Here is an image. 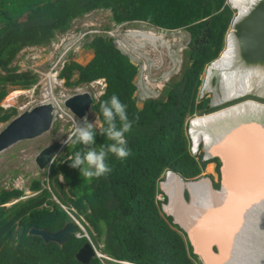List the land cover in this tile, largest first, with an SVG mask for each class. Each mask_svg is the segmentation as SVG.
I'll return each mask as SVG.
<instances>
[{"label":"trees","instance_id":"obj_1","mask_svg":"<svg viewBox=\"0 0 264 264\" xmlns=\"http://www.w3.org/2000/svg\"><path fill=\"white\" fill-rule=\"evenodd\" d=\"M226 1L0 0V100L8 86L29 88L36 81L31 71H19L17 64H12L24 48L56 41L75 21L95 9L110 12L111 23L101 28L102 33L121 24L139 27L144 23L166 31L184 29L190 37L185 49L190 52V61L183 76L174 84L167 83L159 96L145 98L141 108L134 96L138 65L109 36L94 35L82 43L93 52L85 65L71 60L64 63L60 77L67 85L95 77L105 80L104 92L91 106L94 115H99L100 101L113 94L127 104L128 117L134 121L132 131L126 134L131 155L123 161L110 155L111 172L87 183L78 170L61 163L74 150L63 146L56 151V161L30 180L32 196L20 199L23 190L0 188V264H84L76 253L88 242L85 237L70 235L59 246L28 234L31 227L49 232L61 229L70 220L61 204L83 224L96 249L116 261H199L184 230L171 216L161 214L156 195L168 170L188 179L204 168L202 153L191 152L186 116L194 111L199 72L223 48L233 18ZM74 72L78 75L71 80ZM14 113V109L6 112L0 107V122ZM103 139L97 136L96 143H108ZM61 173L66 178L63 182L58 176ZM11 198L19 200L6 206ZM87 264L104 262L93 257Z\"/></svg>","mask_w":264,"mask_h":264},{"label":"water","instance_id":"obj_2","mask_svg":"<svg viewBox=\"0 0 264 264\" xmlns=\"http://www.w3.org/2000/svg\"><path fill=\"white\" fill-rule=\"evenodd\" d=\"M229 37H232L237 55L236 66L254 70L257 68L264 72V0L252 3L246 15L233 19ZM230 100L232 99L228 101ZM64 104L80 118L89 112L92 100L88 94L83 93L67 98ZM52 116L53 106L48 103L37 105L15 116L0 130V149L19 140L32 139L45 134L52 125ZM256 120L242 116L233 121L231 126H234L235 133L242 135L239 137L242 143L240 146H231L232 160L228 159L230 158L228 153L214 155L220 162V186L219 190L214 191H219L220 195L226 193L223 201H212L200 209L198 207V215H195L189 224L179 225L186 234L192 253L203 264H243V261L241 263L239 261L241 252L238 245L244 237H241L242 232L245 233L246 229L253 227L245 226V223L253 222L254 225L264 214V176H256L261 171L264 173V124H260V119ZM253 142L254 156L246 151V146L252 145ZM59 145V142L54 141L38 152L35 162L39 168L42 169L49 163ZM241 208L246 209L243 213L248 211L245 214L247 218L244 216L240 219L237 214L235 224V214L233 215L232 212ZM215 224L218 225L213 228ZM77 230L73 223L67 222L55 232L31 227L28 234L39 236L46 243L53 241L62 246ZM209 234L211 235L209 243H203ZM245 240L246 238L242 240L244 246L240 245V250L241 247L246 246L245 242L243 243ZM76 257L80 262L87 264L95 257V252L89 243H85L76 253Z\"/></svg>","mask_w":264,"mask_h":264},{"label":"rangeland","instance_id":"obj_3","mask_svg":"<svg viewBox=\"0 0 264 264\" xmlns=\"http://www.w3.org/2000/svg\"><path fill=\"white\" fill-rule=\"evenodd\" d=\"M227 4L230 6L229 3ZM231 9L233 10V18H232L233 20L237 15V10L233 8ZM105 16H109L107 11H105L104 13L97 12L96 14H92L89 17L86 16V18H89V19H84V20L82 19L83 21L79 22L78 25L76 26L77 27L82 26V28L85 29V27L89 26L90 24L96 25V24L101 23V26L110 24L111 21H108V19ZM140 25L141 26L139 27H134L131 25L127 26L126 24H121L119 26L120 28L119 32L118 30L115 29L117 33L111 37H113L114 41L120 45L119 48H121L122 51L126 52L131 57V59L134 60V62L137 61L136 62L137 65H149L148 73H147L148 81H145V82L143 80L141 81L139 79L140 73L139 74L137 73V76L135 77V82L137 83V87H138L137 93H136V96H138L137 106L141 108V105H142L141 100H143V98L152 97L154 94H156V96L157 95L159 96L163 87H165L167 83H169L168 85L174 84L176 81H178L183 76L184 71L186 69V65H189V61H190L189 60L190 52L188 50H185L189 45L190 37L188 35V32L184 29H178V30L170 31V32L164 31V36L158 37L157 36V31H159L158 29H155L154 27L146 25L144 23H140ZM132 28H136L137 31L135 32L134 30L132 31ZM148 28L150 29L148 30ZM72 29H74V27H72L70 30ZM147 31L151 32V35L152 36L154 35V36L148 37L149 39L143 38L140 36L141 32H147ZM77 34L78 32H75V33H72L71 35H77ZM70 39L76 40L77 37L76 38L70 37ZM51 44L52 43L46 46L41 45V46H36V47L24 48L21 51V53L24 55L21 56V53L18 54L12 64H17L16 66L19 71H25V70H28L31 72L36 71L35 73L39 74V75L38 74L35 75L36 78H38L40 75L46 74L49 71L51 64L55 63L58 56L62 53L60 49L59 50L52 49ZM193 44H194V41H193ZM91 56H92V52L90 50H88L87 48H81V50L77 54L72 53L68 55V57H67V54H65L63 57L66 60L75 61L80 65H85L90 60ZM213 62L214 61H212L208 65L203 66L201 70V74H200V77L202 78V80L205 79V77H207V71L209 70L210 65ZM77 75H78L77 72H74L71 80L75 79ZM258 75L264 76L263 73L262 74L260 73ZM13 89H19V88L13 87ZM13 89L9 88L10 91ZM248 93L249 92L244 93L242 95H237V96H242V97L247 96L249 98H252L264 104V88L262 84H260L259 86H256L255 80H254L253 89L251 91V93L259 94L260 97H256L253 95H246ZM37 94L38 92L34 93L33 95L24 93L14 98V100L9 99L10 101H7V102L12 103V105L14 104L15 108H18V109L22 107L23 105H25V103L27 102H29L32 105H35L37 104L36 102ZM237 96L228 98L226 100L233 99ZM7 98L8 96L5 97L6 100ZM249 98H246V99H249ZM226 100H223L225 102L221 101L222 103L217 104L215 106L216 108L212 111L211 114H213L214 112L220 111L222 109L228 108L227 102L229 101H226ZM230 104L229 106L233 105V104L231 105ZM195 110L196 108H194V111L192 114H188L186 116L187 134L190 132L191 124L195 122V120H197L199 116L205 115V114H198L195 112ZM7 122L8 121L0 122V128L4 126L5 123ZM194 129H195V125H194ZM71 131H72V128L69 122L56 121L52 124V128L50 129L48 133L41 135L40 137L33 138L31 140L21 141L18 144H15L14 146L0 153V188H5V189L18 188L22 190H27L28 188L27 186L29 185L30 180L32 178H36L39 175L41 176L42 174V171L38 169V167L35 165L33 161L35 157L34 155L42 147H44L45 145H48L52 141L60 140V139L62 140L63 138L68 136L71 133ZM201 134L202 132L200 131L199 135ZM189 141H190L189 143L191 146V152L193 154L202 153L203 155V152H204L203 148L205 146L204 142L202 140H199V142L195 143L193 139L194 147L198 146V151H196L192 149L191 139H189ZM204 159L206 162H205L204 168L201 171V173H199V175H197L196 177L188 178L185 180V182H190V181L196 182V184L190 185V189L192 191L194 199L196 196V193L194 190L195 185H198V184L202 185L206 183L207 190L211 191L213 194L215 193V191L213 190L215 189L219 190V186H220L219 159L217 157L208 158L205 156H204ZM170 175H175L181 178L177 173H174L173 171H167V174L163 175L162 181L160 182L161 192L156 195V199L161 202L160 204L161 214L171 216L173 222L182 226L183 223L176 220L175 216L171 212L165 209V205H167L169 201V196L167 195L168 193H166L165 186L167 187L168 185H170L172 178L175 177V176H170ZM206 178L210 182V186L212 187L213 190L209 187V184L207 181L206 182L203 181V179H206ZM176 179L178 180V178ZM163 183L164 185L162 187ZM215 184H218V186H215ZM179 189H180V194H181L182 186H180ZM182 192H183L182 194L183 198L187 204L186 206H188V204H190L191 202L190 193L186 188H184ZM16 201L17 199L11 198V200L6 204V206H9L15 203ZM61 206H63V208L68 211V209L64 205L61 204ZM197 207L198 206H196L195 208ZM188 220H190V218H188L186 222ZM98 252H101V251L98 250ZM103 262L105 263V261ZM196 264H203V263L199 260Z\"/></svg>","mask_w":264,"mask_h":264},{"label":"clouds","instance_id":"obj_4","mask_svg":"<svg viewBox=\"0 0 264 264\" xmlns=\"http://www.w3.org/2000/svg\"><path fill=\"white\" fill-rule=\"evenodd\" d=\"M226 3H229L230 7L235 9V7L230 3L229 0H227ZM235 10H237V9H235ZM105 11H107V13L110 16V12L108 10H104V9H95V10H92V11L85 13L82 17H80L77 21H75L77 24H75L73 26L74 29L68 30L67 32L64 33V34H66V33L72 34V33L78 32L77 35H71V36H72V38L77 37L76 40H73L74 41L73 48L76 45H78L79 48L75 53H73L72 50H69L67 53V57H68V55H70L72 53L77 54L81 50V48H84V47H82V43L87 41V39L94 37V35H106V36H109L110 38L113 39V37H111V36H113L117 33L116 30H118V32H119L120 28H116V30L112 29V30L104 31L102 33L101 28L103 26H101V23L96 24V25L90 24L89 26H86L85 29H83L82 26H78V27L76 26V25H78L79 22L83 21L84 19H89V18H86V16L89 17L90 15L96 14L97 12H100V13L103 12L104 13ZM237 13H238V10H237ZM109 16H105L108 19V21H109ZM154 28L159 30V31H157L158 37L161 36V34H163V36H164V31H166V30H162V29H159L156 27H154ZM229 28L231 29V24H230ZM230 29H228L229 31H227V33H226V36H225L226 38L224 40L223 48H222L220 54L218 55V57L221 56L222 51L224 50L226 43L228 41V38H230L229 37ZM133 30H134V32L137 31L136 28H132V31ZM168 32H170V31H168ZM111 33H112V35H111ZM140 36H141V34H140ZM141 37L146 38V36H141ZM113 42H114L115 46L119 50H121V48H119L120 45L118 43H116L114 41V39H113ZM88 50H90L92 52L91 49H88ZM122 52H124V51H122ZM92 56H93V52H92ZM92 56H91V58H92ZM218 57L216 59H218ZM216 59H214L213 61L215 62ZM67 61H69V60H67ZM132 61L134 62V60H132ZM136 62L137 61H135V63ZM148 66L149 65H138V72L137 73L138 74L140 73L139 79L141 81L142 80L144 82L148 81V79H147V73H148V68H149ZM35 72L32 71L33 74L37 75L38 73H35ZM59 76H60V74H59ZM136 76H137V74H136ZM61 79H63V78H61ZM38 80H39V77L36 78L35 83L33 85H31L29 88L18 87L19 90L23 91V93H21V94L27 93V94L33 95L34 93L38 92L37 89L35 90V92L31 91L32 88L37 84ZM99 80H103L104 84H105V80L102 77H95L94 79H91V80L86 81V82H78L76 84H71V86L67 85L65 80L63 79V84H62L63 88H66V89L69 88V90L70 89H72V90L78 89V91L74 90L75 91L74 94L71 93V94H69V96H66L64 99H63V97H61L60 95L57 94L54 98H51V99H49V101L44 102L45 104L48 103V104H51L53 106L52 124L56 121L64 122V121H60L59 116H58L59 113H61L62 111L68 110L73 115V126H72L71 133L68 136H66L65 138H63L62 140L60 139V140H55V141L59 142V144H60L58 149L62 148L63 146H66L67 148L74 149L67 156V158L65 160H63L61 163L67 162L69 168L78 170L80 177L83 179L84 182H87V183H91L92 180L101 178V177H103V176H105L111 172V167L108 163V158L110 155L114 156L115 158H117L121 161L125 160L127 157H129L131 155V150L128 147V141L126 139V134H128L129 132L132 131L134 121L130 120L128 117V110H127L128 106H127V104L123 103L116 94L111 95L106 100L100 101L99 115L98 116H96L92 113L91 107H90L89 112L85 113L82 117L78 118L64 104V102L67 98H69L73 95H76V94H83V93L88 94L92 100V104H94L97 101V99L100 97V95L104 92V89H105V85H104L103 89L100 87L101 84L99 83ZM134 83L137 85V83L135 82V78H134ZM68 86H70V87H68ZM13 87H17V86H8L6 88V93L2 97V99L0 100V107L3 109V111H6V112L10 111L11 109H14L15 113L13 115H11L7 120L1 121V122H6V121L10 122L15 116L19 115L23 111H25L27 109H31L37 105L44 104V103L37 102L39 99L37 97V99H36L37 101L35 100L37 102V104L32 105L29 102H27V103H25V105H26L25 108H22L24 105L22 107H20L19 109L15 108L14 104L12 105V103H6L4 101L6 96H8L9 94L13 93L16 90V89H13ZM9 88H12L13 90L10 91ZM137 89H138V87H137ZM137 89L134 93V96L138 100V96H136ZM163 89H164V87H163ZM60 90H61V88L59 89V91ZM21 94H19V95L15 94L13 96V100H14V98L20 96ZM157 96H156V94H154L152 97H157ZM144 99L145 98H143V100ZM143 100H141V101L143 102ZM136 104H137V101H136ZM236 104H233V105H236ZM229 107L230 106H228V108ZM92 115L94 118L92 117ZM7 123H5V125ZM4 126H2L0 128V130ZM51 128H52V125H51L50 129ZM50 129H49V131H50ZM48 132H46V133H48ZM97 136H102L104 138L103 140H107L108 143L102 142V143H99V145H98L96 143V137ZM188 137H189V139H191L192 149L198 151V146L194 147V145H193V139H192L190 132L188 133ZM24 140H31V139L19 140V141L15 142L11 145L4 147L3 149H0V153H2L6 149L14 146L15 144H18L21 141H24ZM52 142H54V141H52ZM190 149H191V146H190ZM56 151H55V154H56ZM203 151H205V146L203 148ZM38 152L34 155L35 157L38 154ZM55 154L51 157L49 163L47 164L48 166L52 162L56 161L55 158L57 157V155H55ZM194 155H196V154H194ZM35 157L33 159L35 165L38 167L39 170H43L45 168V166L42 169L39 168L38 164L35 162ZM202 160L205 161L204 152L202 155ZM168 171H170V170H168ZM165 174H167V172ZM58 176H59V179L61 182L65 181L66 178L62 173L58 174ZM180 179L183 182H185V180H186L182 177ZM160 186H161V183H160ZM20 190H22V189H20ZM23 191H24V193H23L24 196L20 197V199L30 197L34 194L29 190V188H27V190H23ZM17 200H19V199H17ZM61 207L63 208V206H61ZM67 213L70 217V220L68 222L73 223L78 229L77 232L73 235H75L77 237H85L88 240L87 243H89L92 246V248L95 252V257H98L102 261H111V262H120L123 264H132L130 261L129 262L116 261V260L108 257L106 254L98 252V249H96V247L92 244L91 239L88 236V233H87L85 227L83 226V224L77 218H75L69 211H67ZM107 264H109V263H107Z\"/></svg>","mask_w":264,"mask_h":264},{"label":"bare ground","instance_id":"obj_5","mask_svg":"<svg viewBox=\"0 0 264 264\" xmlns=\"http://www.w3.org/2000/svg\"><path fill=\"white\" fill-rule=\"evenodd\" d=\"M230 1L231 4L235 7V9L238 10L236 18L239 19L242 16L246 15L251 9V4L256 3L258 0H230ZM149 29L150 28H148V30ZM140 34L141 36H146V38L154 36V35L152 36L151 32L148 31L141 32ZM236 57L237 55L235 54L234 43L232 41V37H230L228 38V41L226 43L224 50L222 51L221 56L212 64L213 68L212 67L209 68V73H208L209 77H212V75L214 74V73L212 74V71L214 70L215 73L221 74L222 77L221 87L223 89V92L221 96L217 97L216 101L221 102L223 100L228 99L229 96L234 97L238 94L242 95L243 93H247V92L251 93L253 89L254 80L256 86L262 84L264 88V76L258 75L260 73L264 74V72H261L262 70L257 68H255V70L252 68L249 69L237 68L235 66L237 65L235 64ZM21 93H23V91L16 89L13 93L9 94L7 100L5 99L4 101L8 103L7 101H10L9 99H13V96L15 94L19 95ZM242 116L249 117V119H253V120L260 119L259 120L260 124H264V104L249 98L240 101L239 103H237L234 106H231L230 108L222 109L220 111L214 112L213 114L199 116L197 120L194 119L195 122L191 124L190 133L195 143L199 142V140H202L204 142L205 157L214 158V155L216 154L222 155V153H228L230 154L229 155L230 158L228 159L232 160L231 146L232 147L240 146L242 141L241 138L239 137H241L242 135L239 136V134L235 133L233 129L234 126L232 127L231 125L234 123L233 121H235L236 119ZM259 121L257 123H259ZM194 125H195V129H194ZM200 131L202 132L201 135H199ZM231 135H236L237 137L234 138ZM237 138H239L238 141L234 143ZM260 140L262 141V138ZM253 146H254V142L252 143V145L246 146V151L248 152V154L250 153L252 156H254V150H255L253 149ZM254 174L256 175L257 173ZM262 175L264 176V173H262L261 171V173H258L256 176H262ZM175 177L178 178L180 183ZM175 177L172 178L170 185H168L167 187L165 186L166 193H168L167 195L169 196V201L168 204L165 205V209L171 212L175 216V219L180 221L181 223H185L186 220L190 218V220L186 222V225L190 223V221L195 215L196 216L198 215V211H199L198 207L200 209L203 205L204 206L209 205L210 202L212 201L213 202L223 201V198L226 194V193L225 194L221 193L220 195L219 191H215V193L213 194L211 191L207 190V184L204 183L202 185L198 184L194 186V190L196 193L194 199L192 191L190 189V185L196 184V182H192V181L183 182L179 177L177 176ZM203 181L205 182L207 181L209 187L212 189V187L210 186V182L208 181L207 178L203 179ZM164 183L162 184V187ZM180 186H182L181 194L179 189ZM184 188H186L189 191L191 197V202L190 204H188V206H186L187 205L186 201L184 200L182 195L183 194L182 191L184 190ZM196 206L198 207L195 208ZM245 210L246 209L241 208L240 210H236L235 212L234 211L232 212L233 215L235 214V224H236L237 214L240 217V219H243L244 216L245 218H247L245 214L248 211L243 213ZM249 214H247V216H249ZM252 223L253 222L248 223V221H246L245 223V226L250 225L253 227L246 229L245 233L242 232L241 237L244 236L242 240L246 238V240L243 241V243L245 242L246 246L241 247L242 250H240V245L244 246L241 243L242 242L241 240L240 241L241 244L239 243L238 245L239 252H241L239 256V261L240 263L243 261V264H264V214L260 216L259 221H257L254 225H252ZM217 225L218 224L213 225V228H215ZM208 232L209 231H207V233ZM210 237H211L210 234L206 236L203 243L204 242L209 243ZM231 250L232 248L228 251V253Z\"/></svg>","mask_w":264,"mask_h":264},{"label":"built area","instance_id":"obj_6","mask_svg":"<svg viewBox=\"0 0 264 264\" xmlns=\"http://www.w3.org/2000/svg\"><path fill=\"white\" fill-rule=\"evenodd\" d=\"M70 37L72 38L71 34L69 33L61 35L51 45L52 49L54 50L60 49L62 53L58 56L55 63L51 64L49 71L46 74L39 76V80L37 84L31 90L32 92H35V90L37 89L38 91L37 97L39 98L37 102L39 103L47 102L49 101V99L54 98L57 94L63 97L64 99L66 96H69V94L71 93L74 94L75 93L74 90L78 91V89L69 90V89L63 88L62 87L63 79H61L59 76L64 63L67 61L63 56L67 54L69 50H72V52L75 53L79 48L78 45H76L73 48L74 41L71 40ZM99 83L101 84L100 87L103 89L105 85L104 81L99 80ZM60 88L61 90L59 91ZM25 107L26 105H24L22 108H25ZM58 116H59L60 121L69 122L72 128L73 115L68 110L62 111L61 113H59Z\"/></svg>","mask_w":264,"mask_h":264},{"label":"flooded vegetation","instance_id":"obj_7","mask_svg":"<svg viewBox=\"0 0 264 264\" xmlns=\"http://www.w3.org/2000/svg\"><path fill=\"white\" fill-rule=\"evenodd\" d=\"M210 67H212V65ZM236 67L240 68L239 66H236ZM208 73H209V70L207 71V77H205V79L202 80V78L200 77L201 72H199L198 78H197V81L199 84H198L197 90L195 92L196 94H195V106H194V108H196L195 112L198 114H205V115L211 114L212 111L216 108L215 106L217 104H219V101H216L217 97L221 96L222 92H223V89L221 87V81H222L221 74L215 73V70H214V71H212V74L214 73L212 75V77H209ZM217 82H219V83H217ZM246 95H253L256 97H260L259 94H255V93H248ZM246 98H249V97H247V96L237 97V98H234L231 101L227 102V104H228V106L230 103L236 104V103H238V102H240ZM226 101H228V100H226Z\"/></svg>","mask_w":264,"mask_h":264},{"label":"crops","instance_id":"obj_8","mask_svg":"<svg viewBox=\"0 0 264 264\" xmlns=\"http://www.w3.org/2000/svg\"><path fill=\"white\" fill-rule=\"evenodd\" d=\"M161 36H163V34H161ZM244 94V93H243ZM238 95H240V94H238ZM237 96V95H236ZM228 98H231V96H229Z\"/></svg>","mask_w":264,"mask_h":264}]
</instances>
